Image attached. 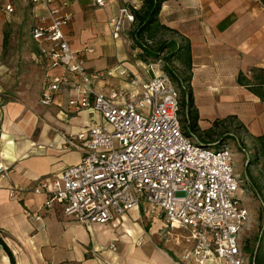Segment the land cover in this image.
<instances>
[{
    "label": "crops",
    "instance_id": "0c3cea01",
    "mask_svg": "<svg viewBox=\"0 0 264 264\" xmlns=\"http://www.w3.org/2000/svg\"><path fill=\"white\" fill-rule=\"evenodd\" d=\"M7 1L14 11L7 15L0 9V55L14 48L40 66L38 101L45 81L61 69L48 66L40 52L43 42L33 40L28 28L27 41L24 36L19 41L36 15L33 6L28 0H0V6ZM66 1L72 14L64 28L69 46L87 69L104 70L93 83L95 90L129 88L116 71L107 73L115 67L145 78L138 70L143 62L134 54L138 49L130 46L126 33L111 37L109 24L120 8H138L142 0H104L103 6L93 5L92 0ZM158 20L190 45V86L198 125L204 115L209 121L231 117L249 134H264V0H166ZM13 36L29 49L17 45ZM75 95V89L69 88L56 93L49 105L0 99V164L8 167L0 174V239L14 263L103 264L94 251L114 242L117 253L101 256L115 264H176L181 247L170 241L172 235L164 234L162 214L144 211L141 205L106 222L84 225L66 216L61 203L47 207L46 195L32 191L40 177L60 176L64 168L78 163L81 153L69 140L89 121H101L99 113L70 108L68 99ZM0 264H11L1 244Z\"/></svg>",
    "mask_w": 264,
    "mask_h": 264
},
{
    "label": "built area",
    "instance_id": "2783aa9c",
    "mask_svg": "<svg viewBox=\"0 0 264 264\" xmlns=\"http://www.w3.org/2000/svg\"><path fill=\"white\" fill-rule=\"evenodd\" d=\"M28 1L36 10L29 34L43 42L40 52L48 66L61 69L43 84L39 103L49 105L56 93L73 88L76 95L68 106L101 116L100 122L89 121L69 140L81 153L78 163L60 176L40 177L32 191L46 195L47 207L61 203L66 216L84 225L106 222L141 205L144 211L162 214L164 234L178 230L173 235V243L181 247L176 264L251 263L239 245L247 211L235 197L243 180L232 170L233 153L228 144L211 150L184 133L180 88L162 69V60L150 63L157 72L148 79L119 67L109 69V75L116 71L129 88L97 91L93 83L104 70L87 69L64 32L71 21L69 3ZM0 9L7 15L14 11L8 1ZM133 20L127 6L120 8L109 20L111 37L126 33ZM7 169L0 164V174ZM9 195L14 196L13 190ZM102 252L116 254L114 242L94 253L103 264H115Z\"/></svg>",
    "mask_w": 264,
    "mask_h": 264
},
{
    "label": "rangeland",
    "instance_id": "374dc122",
    "mask_svg": "<svg viewBox=\"0 0 264 264\" xmlns=\"http://www.w3.org/2000/svg\"><path fill=\"white\" fill-rule=\"evenodd\" d=\"M27 28L28 27H26V30L24 28L22 34L18 36L20 38L19 41L24 40L22 39V36H28ZM130 28L131 26L129 29ZM122 34L125 33H121V36L123 37L124 35ZM163 35L164 38L169 36L168 33H163ZM12 38L14 42H17L16 36H13ZM124 38L129 40L127 34L124 36ZM25 40L27 41V37H25ZM18 42L16 43L17 45H23L22 42ZM129 42V44H131L130 46H132V41L129 40ZM23 46V48L29 49V46ZM129 52L132 54L130 49ZM138 53V50L137 52H134L136 57H138ZM136 57H132V59ZM151 62H154V60L143 62V67L139 66L140 69L138 68V70H141L143 72V76H145V78L142 79H148L157 72L155 64H152V69L149 68ZM0 63L3 65L0 67V99L2 101L5 99L18 100L21 102L25 101L24 103H31L33 101L32 103L34 105H40L37 101V94L41 86L42 70L39 65L35 64L34 59H30V57L22 54L21 50L17 52L14 50V48H6L0 55ZM176 64L177 63L172 62V68H174ZM177 68L178 69H176L175 72H178L180 69L179 67ZM164 71L167 73V75H169L166 70ZM180 92L182 93V96L186 94V84L180 88ZM29 96H33L35 99L29 98ZM196 101L198 104L200 99H196ZM195 107L197 109L196 103ZM180 116L182 117L181 121L183 127L185 124L184 119H186V111L182 110ZM208 121V116L204 115L200 120V125H198V131H192L187 126H185V130L193 142L209 144L211 145V150H216L220 147L218 141L220 137H222V140L226 141L224 143L228 144V147L233 153L232 170L236 176H240L243 180L240 188L235 193V197L238 199L240 205H242L247 211V218L239 233V245L242 247L244 258L248 260L250 258L249 256L258 253L259 250L260 253H264V193L258 195L252 190L248 177L245 175V166H249L251 173L254 175L258 174L259 170L254 165H249L247 163V160L250 158V150H247V152L242 150L243 144L249 145L252 141L249 138L247 131L245 132V128L239 127L236 121L226 118L215 128L212 127L213 134H211V139L208 140L207 137L202 133V130H206L211 127V125H208ZM209 123L211 124L212 120L209 121ZM199 135H201L202 138ZM141 221L142 225H146L148 222L144 216H142ZM171 233L175 235L174 233H178V230H172ZM173 235L171 236V242L173 240ZM246 246L248 247L249 251L245 249ZM248 262H250V259Z\"/></svg>",
    "mask_w": 264,
    "mask_h": 264
},
{
    "label": "trees",
    "instance_id": "16d2710c",
    "mask_svg": "<svg viewBox=\"0 0 264 264\" xmlns=\"http://www.w3.org/2000/svg\"><path fill=\"white\" fill-rule=\"evenodd\" d=\"M164 1L166 0H142L138 8L130 7L134 20L131 24V28L126 34L129 40L132 41V48L139 50L138 57L141 61L149 62L160 58L162 60V69L169 73L171 82L178 88H182L186 84V94L182 96L180 92V99L181 108L186 111L183 131L187 134L185 126L192 131L199 130V115L194 105L193 93L190 86L192 67L190 45L185 38L180 36L176 31L159 22L158 12ZM31 24L32 22H30L28 30H30ZM163 33H168L169 36L164 38ZM6 41L7 36L5 34L3 36V45ZM172 62L177 63V66L175 65L174 68H172ZM177 67L180 69L178 72H175V70L178 69ZM226 119H231V117ZM224 120L225 119L212 121L210 128L202 130L203 135H205L208 140L211 139V134H213L212 127L215 128ZM239 127L244 128L242 125H239ZM246 131L245 129V132ZM248 135L252 142L249 145L243 144L242 150L246 152L250 150V158L247 160V163L249 165H254L259 171L258 174L254 175L251 173L249 166L246 165L245 175L248 177L252 190L259 195L264 193V134L253 136L248 133ZM199 136L201 137V135ZM224 142L226 141H223L222 137H220L218 143L222 144ZM205 145L208 147L211 146L209 144ZM0 244L6 251L10 263L15 264L10 250L1 239ZM246 247L245 249L249 251L248 247ZM249 257L252 264H264V253H260V250L258 253Z\"/></svg>",
    "mask_w": 264,
    "mask_h": 264
}]
</instances>
